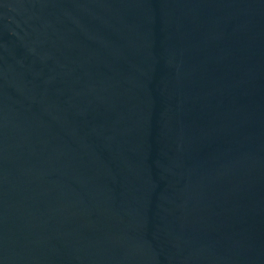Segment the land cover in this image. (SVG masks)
Returning a JSON list of instances; mask_svg holds the SVG:
<instances>
[{"label": "water", "instance_id": "1", "mask_svg": "<svg viewBox=\"0 0 264 264\" xmlns=\"http://www.w3.org/2000/svg\"><path fill=\"white\" fill-rule=\"evenodd\" d=\"M0 264H264V0H0Z\"/></svg>", "mask_w": 264, "mask_h": 264}]
</instances>
